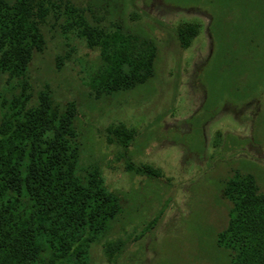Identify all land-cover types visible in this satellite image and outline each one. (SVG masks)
Segmentation results:
<instances>
[{
	"label": "rangeland",
	"instance_id": "1",
	"mask_svg": "<svg viewBox=\"0 0 264 264\" xmlns=\"http://www.w3.org/2000/svg\"><path fill=\"white\" fill-rule=\"evenodd\" d=\"M73 2L101 24L157 46L154 78L105 100L89 99L84 85L98 52L52 18L43 28L45 50L29 65L33 90L76 103L80 137L122 198L123 213L90 247L88 264H229L214 242L230 207L220 185L239 170L252 173L264 192V0ZM183 24L197 28L185 49L176 39ZM9 85L0 78V91ZM114 124L136 132L129 160L159 169L161 178L125 171L119 147L103 137ZM114 240L122 251L110 260L103 243Z\"/></svg>",
	"mask_w": 264,
	"mask_h": 264
},
{
	"label": "trees",
	"instance_id": "2",
	"mask_svg": "<svg viewBox=\"0 0 264 264\" xmlns=\"http://www.w3.org/2000/svg\"><path fill=\"white\" fill-rule=\"evenodd\" d=\"M73 1L0 0V78L10 82L0 91V264H88L90 247L123 213L121 196L105 183L100 157L80 137L76 103L59 104L46 88L33 90L29 65L45 50L43 28L52 18L62 33L98 52L99 64L84 85L89 99L105 100L154 78L157 46L101 24ZM196 33L193 24L176 29L179 47L187 48ZM104 133L107 145L119 147L127 173L161 178L159 169L129 160L134 129L114 124ZM220 193L230 207L215 246L229 264H264V192L255 176L235 170ZM103 244L110 260L122 251L120 240Z\"/></svg>",
	"mask_w": 264,
	"mask_h": 264
}]
</instances>
